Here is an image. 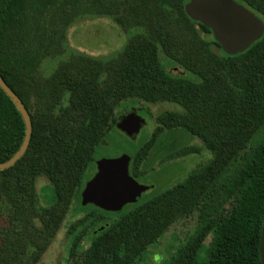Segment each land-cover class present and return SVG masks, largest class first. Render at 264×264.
<instances>
[{
	"label": "trees",
	"instance_id": "1",
	"mask_svg": "<svg viewBox=\"0 0 264 264\" xmlns=\"http://www.w3.org/2000/svg\"><path fill=\"white\" fill-rule=\"evenodd\" d=\"M236 1L264 22V0ZM186 2L0 0V74L32 124L25 153L0 170V264L41 259L73 200L81 201V180L98 144L122 117L142 109L125 106L116 116L123 100L180 106L154 117L149 138L129 155L133 177L146 172L150 156L171 146L160 140L165 132L197 137L211 157L116 219L102 222L100 212L90 211L74 220L66 264H134L172 225L192 214L194 232L169 264H261L264 33L244 51L227 54L207 26L185 13ZM87 14L108 17L125 33L138 31L109 57L76 51L44 76L42 60L63 52L66 28ZM160 53L170 65L161 62ZM24 129L0 88V162L19 148ZM197 151L185 145L168 156ZM39 177L53 187L50 205L39 202Z\"/></svg>",
	"mask_w": 264,
	"mask_h": 264
},
{
	"label": "rangeland",
	"instance_id": "2",
	"mask_svg": "<svg viewBox=\"0 0 264 264\" xmlns=\"http://www.w3.org/2000/svg\"><path fill=\"white\" fill-rule=\"evenodd\" d=\"M134 31H138V29H133L129 34H132ZM129 34L123 32L120 27L108 17L90 16L89 14L80 16L74 19L66 28L63 52L61 54L45 57L40 64V71L44 76L50 75L62 60L69 58V56L76 51L91 56L109 57L115 54L125 43ZM160 57L161 62L165 66L170 65V60L162 53H160ZM168 69L176 74L182 72V70L176 66H168ZM185 76L192 78L193 75L186 73ZM125 106H127L128 109L132 106L142 108L136 109V112L131 111L130 114L137 113L143 116L146 121L144 126L141 127L135 137H130L126 135L117 124L113 125L107 131L104 139L96 147L92 159L89 161L82 177L80 187L84 186L93 176L96 171V163L101 158H115L124 153L132 155L136 149L141 147L156 126L154 117L158 113L165 110L180 109L178 104L168 101L148 103L143 100H139L138 102L123 100L117 108L116 116H120L121 113L125 111V109H123ZM160 140L163 142L168 141L171 146L165 151H158V157L150 156V160L145 164L146 172L134 177L140 184L149 186V188L141 194V198L137 202L149 199L172 185L181 182L197 166L205 164L211 157L210 152L202 146L201 141L185 131L173 130L171 132H165L162 134ZM185 145H193L198 148V151L180 157L168 156L170 153L174 155L175 151H181ZM36 188L39 202L42 205H50L53 203V187L44 177H39L37 179ZM131 204L132 203L126 204L119 211L107 212L106 210H98V207L93 204L83 205L78 198H75L52 243L36 264H66L69 242L71 240L68 227L74 220L80 218L86 212H100L103 216L102 222L106 220L111 221L127 212ZM98 224H101V222H98L97 225ZM195 226V214L176 222L160 237L158 242L150 245L141 259L134 264H169L177 251L194 232ZM86 240L88 239H85L82 247L88 245ZM209 240L210 236H208L204 242L207 243ZM202 255L203 251L200 257Z\"/></svg>",
	"mask_w": 264,
	"mask_h": 264
},
{
	"label": "water",
	"instance_id": "3",
	"mask_svg": "<svg viewBox=\"0 0 264 264\" xmlns=\"http://www.w3.org/2000/svg\"><path fill=\"white\" fill-rule=\"evenodd\" d=\"M185 13L193 20L207 26L221 49L236 54L247 49L264 33V22L236 0H188ZM0 88L7 94L24 122V136L12 156L0 162V170L12 166L26 151L32 133L29 112L19 96L7 85L0 74ZM143 116L133 113L122 117L117 126L128 136L135 137L145 124ZM130 156L101 158L96 171L81 190V203L93 204L106 211H119L128 203L137 202L149 186L140 184L129 173ZM260 262L264 264V217L259 241Z\"/></svg>",
	"mask_w": 264,
	"mask_h": 264
},
{
	"label": "flooded vegetation",
	"instance_id": "4",
	"mask_svg": "<svg viewBox=\"0 0 264 264\" xmlns=\"http://www.w3.org/2000/svg\"><path fill=\"white\" fill-rule=\"evenodd\" d=\"M84 187V186H83Z\"/></svg>",
	"mask_w": 264,
	"mask_h": 264
}]
</instances>
